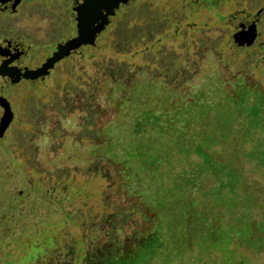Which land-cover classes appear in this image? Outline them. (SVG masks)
I'll use <instances>...</instances> for the list:
<instances>
[{
  "label": "rangeland",
  "instance_id": "374dc122",
  "mask_svg": "<svg viewBox=\"0 0 264 264\" xmlns=\"http://www.w3.org/2000/svg\"><path fill=\"white\" fill-rule=\"evenodd\" d=\"M241 11L249 14L248 20L255 25V37L249 46L234 45L231 37L232 15ZM83 46L80 56L66 62L53 81L30 91L36 94L26 102L24 123L17 131L24 148L12 162L19 183L14 190L32 193L25 178L33 181L35 167L48 174L35 185L42 193L33 194L37 204L31 203V210L25 206L21 215H14L11 225L1 227L5 238L0 243L4 247L0 249V264H57L59 258L53 256V251L61 246L70 248L73 257L80 256L77 227L64 218V213L79 203L88 206L99 202L103 181L96 174L85 176L81 170L97 157L87 138L105 146L100 158L107 164L115 161L109 146L118 138H127L118 131L129 116L122 100L138 102L147 98L156 104V96L150 100L146 94L161 95L159 84L153 81L163 77L175 82H206L217 80L218 74L225 80V75L229 78L239 74L243 67L251 78L264 82V0H137L124 14L107 23L92 44ZM213 46L218 58L210 61L208 49ZM113 70L119 75L110 83L106 80ZM95 107L99 111L97 120L92 113ZM204 114L200 130L185 136L186 146L176 147L170 140L155 143L160 156L166 154L162 150L167 152L166 184L173 187L178 181L187 186L185 192L196 191L208 202L216 198L220 201L217 210L223 214L244 216L251 205L248 189L255 188L256 195L264 190V127L245 115L247 127L241 141L233 138L240 123L234 122L227 111ZM101 127L118 129L94 137L95 130ZM90 130L94 133L88 134ZM135 145L137 150L143 149L141 142ZM198 146L200 150L193 149ZM235 148L237 151L230 154L229 150ZM123 157L129 158L126 154ZM151 182L144 184L146 189L143 185L132 186L137 191L133 193L140 196L149 190ZM191 262L190 259L187 264ZM252 264H264V258Z\"/></svg>",
  "mask_w": 264,
  "mask_h": 264
},
{
  "label": "trees",
  "instance_id": "16d2710c",
  "mask_svg": "<svg viewBox=\"0 0 264 264\" xmlns=\"http://www.w3.org/2000/svg\"><path fill=\"white\" fill-rule=\"evenodd\" d=\"M215 47L208 49L210 61L218 58ZM241 69L229 78L225 75V80L218 74L217 80L211 78L206 82L191 79L175 82L164 77L154 80L162 94H145L150 100L156 96V104L153 100L149 103L147 98L138 102L130 98L122 100L129 116L118 131L127 138L125 141L118 138L109 146L113 148L110 156L115 159L114 165L100 158L105 146L87 138L97 157L92 165L87 164L81 170L85 176L100 177L102 194L99 202L93 201L92 205L79 203L66 209L64 218L77 227L82 248L80 256L73 257L70 248L59 247L53 251V256L59 258L57 264H187L190 259L191 264H199L198 261L252 264L264 258V190L256 195L255 188L253 191L247 188L249 212L236 218L227 216L217 210L220 201L216 198L208 202L196 191L185 192L187 186L178 181L173 187L167 185V152L162 150L166 154L160 156L155 145L159 140H170L176 147L186 146L185 136L199 131L204 112L211 110L224 109L234 122L240 123L233 136L237 140H243L249 117L264 127V82L251 78L246 68ZM108 75L106 81L113 83L119 73L113 70ZM92 113L97 120L96 107ZM116 128L101 127L88 134L103 136ZM137 141L143 149L135 148ZM236 151V148L229 150L230 154ZM125 154L129 158L123 157ZM210 159L220 163L218 159ZM150 181L149 190L140 196L134 194L137 191L132 186L143 185L146 189L144 184Z\"/></svg>",
  "mask_w": 264,
  "mask_h": 264
},
{
  "label": "flooded vegetation",
  "instance_id": "af4514ba",
  "mask_svg": "<svg viewBox=\"0 0 264 264\" xmlns=\"http://www.w3.org/2000/svg\"><path fill=\"white\" fill-rule=\"evenodd\" d=\"M118 1L108 23L124 14L130 4L137 0ZM81 3V0H0V243L5 238L1 235V227L11 225L14 215H21L25 206L31 210V203L38 202L35 193L42 194L36 187L48 173L38 167L31 173L33 181L25 178L32 193L23 189L14 190L19 183L12 164L16 162V153L21 155L24 148L19 143L20 133L17 131L24 123L26 102L36 94L30 91L53 81L66 62L80 56L84 46L70 50L61 58L57 57L58 54L63 55V44L75 37L74 9ZM259 12L256 11L254 16ZM232 16L240 17L245 22L252 21L248 20L249 14L243 11ZM54 57L57 58L50 62ZM39 70L41 74L30 78L33 72ZM50 125L54 128L53 124ZM39 201L41 207V197ZM35 214L34 219L37 220L38 207ZM5 244L7 246L8 242Z\"/></svg>",
  "mask_w": 264,
  "mask_h": 264
},
{
  "label": "water",
  "instance_id": "95a60500",
  "mask_svg": "<svg viewBox=\"0 0 264 264\" xmlns=\"http://www.w3.org/2000/svg\"><path fill=\"white\" fill-rule=\"evenodd\" d=\"M82 3L76 7L75 37L63 44V55L58 54V58L65 56L70 50H75L83 45L92 44L98 33L106 26L109 17L113 14L118 5V0H81ZM235 31L232 34L233 44L237 46H249L255 37V25L251 22L234 18L231 21ZM57 57L50 60L54 61ZM46 67L43 66L44 69ZM41 69V70H43ZM40 70L33 72L30 78L41 74Z\"/></svg>",
  "mask_w": 264,
  "mask_h": 264
}]
</instances>
